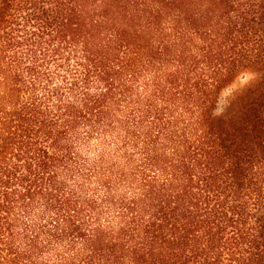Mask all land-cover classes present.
Returning <instances> with one entry per match:
<instances>
[{"label": "trees", "instance_id": "16d2710c", "mask_svg": "<svg viewBox=\"0 0 264 264\" xmlns=\"http://www.w3.org/2000/svg\"><path fill=\"white\" fill-rule=\"evenodd\" d=\"M0 264H264V0H0Z\"/></svg>", "mask_w": 264, "mask_h": 264}, {"label": "rangeland", "instance_id": "374dc122", "mask_svg": "<svg viewBox=\"0 0 264 264\" xmlns=\"http://www.w3.org/2000/svg\"><path fill=\"white\" fill-rule=\"evenodd\" d=\"M255 76L251 73H246L244 75H242L241 77H239L229 88V90H227L225 92V94L223 95V100L221 101V106L225 105V101L232 95L233 92L238 91L240 89L245 88L246 86L250 85L253 80H254Z\"/></svg>", "mask_w": 264, "mask_h": 264}, {"label": "clouds", "instance_id": "9594fccd", "mask_svg": "<svg viewBox=\"0 0 264 264\" xmlns=\"http://www.w3.org/2000/svg\"><path fill=\"white\" fill-rule=\"evenodd\" d=\"M223 113H224V112H222V111H218L216 108H214V110H213V115H214V116H221Z\"/></svg>", "mask_w": 264, "mask_h": 264}]
</instances>
